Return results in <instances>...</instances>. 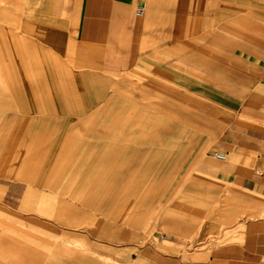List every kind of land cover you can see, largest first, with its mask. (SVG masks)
I'll list each match as a JSON object with an SVG mask.
<instances>
[{"label": "rangeland", "instance_id": "obj_1", "mask_svg": "<svg viewBox=\"0 0 264 264\" xmlns=\"http://www.w3.org/2000/svg\"><path fill=\"white\" fill-rule=\"evenodd\" d=\"M167 2L164 23L156 12L145 19L140 53L148 55L107 74L105 99L84 120L47 131L46 145L59 132L50 169L71 123L90 137L110 117L124 126L105 189L87 201L66 191L40 204L29 175L17 167L3 177L28 137L17 64L0 50V264H31V251L36 264H194L213 244L240 241L239 219L264 218V196L247 202L211 179L232 165L249 174L256 155L241 167L235 148L248 130L264 144V0H218L213 11ZM199 12L203 24L194 23ZM204 221L218 222L219 236L197 239Z\"/></svg>", "mask_w": 264, "mask_h": 264}, {"label": "crops", "instance_id": "obj_2", "mask_svg": "<svg viewBox=\"0 0 264 264\" xmlns=\"http://www.w3.org/2000/svg\"><path fill=\"white\" fill-rule=\"evenodd\" d=\"M217 1L181 0L182 4L176 8H186L187 3L193 2L195 8L209 6L213 11V2ZM167 3V0H0V50L17 64L27 105L22 118L26 122L23 136L28 137L17 143L15 153L10 154L3 177L17 167V174L29 175L34 179L32 184L43 191L35 193L40 204L53 202L66 191H76L82 201L104 191L124 126L110 117L90 137L88 127H83L82 134H76L75 128L82 123L73 124L84 120L104 101L102 83L107 74L133 68L148 55L140 53L146 36L145 19L156 12L164 23L169 11ZM138 6H143L142 17L136 16ZM196 15L194 23L203 24L206 17L201 12ZM6 102V98L0 99L1 105ZM64 121L74 123L70 124L48 169L59 132L46 145L47 131L52 126L58 128L59 122ZM246 135L240 143L235 141V148H240L243 156L241 167L247 156L256 155L253 168L247 167L249 174L238 176L237 166L232 165L228 166L229 171L214 173L211 179L234 187L240 193L237 195L249 202V194L264 196V144L256 141L250 130ZM238 225L242 227L240 241H228L222 246L213 244L208 259L194 264H264V218H241ZM235 227L232 225L230 229ZM220 232L218 222L204 221L197 239L219 236ZM36 254L30 252L31 264H36Z\"/></svg>", "mask_w": 264, "mask_h": 264}, {"label": "built area", "instance_id": "obj_3", "mask_svg": "<svg viewBox=\"0 0 264 264\" xmlns=\"http://www.w3.org/2000/svg\"><path fill=\"white\" fill-rule=\"evenodd\" d=\"M143 6H138L137 7V10H136V16L137 17H142L143 16ZM214 157L218 160H224L225 159V156L222 155V154H218V153H215L214 154Z\"/></svg>", "mask_w": 264, "mask_h": 264}]
</instances>
